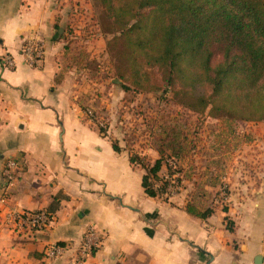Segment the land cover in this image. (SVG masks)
I'll return each instance as SVG.
<instances>
[{
	"label": "crops",
	"instance_id": "obj_1",
	"mask_svg": "<svg viewBox=\"0 0 264 264\" xmlns=\"http://www.w3.org/2000/svg\"><path fill=\"white\" fill-rule=\"evenodd\" d=\"M68 26V7L56 0H0V264H69L91 227L105 240L84 264H264V144L253 142L249 176L238 170L241 180L227 179L225 206L215 202L208 219L187 213L191 190L170 202L149 198L145 171L130 163L113 125L104 134L84 114L82 102L96 107L104 87L68 55ZM31 39L45 42L38 68L21 53ZM7 56L15 68H5ZM11 160L21 171L2 202ZM14 208L48 211L54 224L13 230L3 219ZM57 244L65 255L47 259Z\"/></svg>",
	"mask_w": 264,
	"mask_h": 264
},
{
	"label": "trees",
	"instance_id": "obj_2",
	"mask_svg": "<svg viewBox=\"0 0 264 264\" xmlns=\"http://www.w3.org/2000/svg\"><path fill=\"white\" fill-rule=\"evenodd\" d=\"M99 1L114 20L110 43L116 47L122 41L126 52V70L119 75L125 91L130 90L127 84L158 89L149 69L161 68L164 93L172 88L191 111L264 122V0ZM217 55L220 62L215 65ZM87 103L82 102L83 111ZM113 146L122 152L119 142ZM159 153L162 157L154 165L130 158L133 166L145 170L142 187L154 199H162L168 189L161 176L164 148ZM186 211L201 219L214 214L212 208L201 210L193 202ZM226 222L234 231L229 219Z\"/></svg>",
	"mask_w": 264,
	"mask_h": 264
},
{
	"label": "rangeland",
	"instance_id": "obj_3",
	"mask_svg": "<svg viewBox=\"0 0 264 264\" xmlns=\"http://www.w3.org/2000/svg\"><path fill=\"white\" fill-rule=\"evenodd\" d=\"M87 7L92 10L96 29L82 23L80 34L74 37L67 28L69 37L65 43L69 45L68 55L74 65L89 73L88 81L104 87V92L96 94L102 102L92 109L103 116L110 130L113 125V137L122 140L130 158L138 156L142 164L154 165L162 157L159 150L164 148L161 176L163 182H168V189L161 200L170 202L179 195L185 196V190H191L188 201L197 207L205 210L214 207L215 202L225 206L221 201L226 200L224 197L232 183L235 179L241 180L237 171L247 170L249 176L253 142L258 138L264 144V122L215 117L210 110L191 111L184 104L186 100L176 97L172 88L164 93L161 68L149 69L158 89L146 91L127 84L130 90L125 91L119 79L120 73L126 70L123 42L116 47L110 43L114 20L99 0H91ZM218 62L217 55L215 65ZM172 173L174 177L170 176ZM162 184L157 183V188ZM217 188L220 193H216Z\"/></svg>",
	"mask_w": 264,
	"mask_h": 264
},
{
	"label": "built area",
	"instance_id": "obj_4",
	"mask_svg": "<svg viewBox=\"0 0 264 264\" xmlns=\"http://www.w3.org/2000/svg\"><path fill=\"white\" fill-rule=\"evenodd\" d=\"M60 5L68 7V29L70 33H73L74 37L79 35L80 25L86 23L85 27L90 29H96L94 17L92 16V10L87 7L88 2L91 0H56ZM68 31V33H69ZM45 42L40 39H31L24 42L21 49V53L25 59V63L32 67L38 68L45 58ZM5 68H15V62L12 57L7 56L4 62ZM84 74L89 76L87 70ZM84 114L87 119L95 124L100 130H103L106 134L109 131V126L105 123L103 116H100L99 112H95L92 107H88ZM21 171V164L18 160L8 161L3 177L4 187L2 202H6L10 188L17 181L18 175ZM167 178H169L167 176ZM223 193L221 194V196ZM227 199V193L224 197ZM6 224L11 225L13 230H45L52 227L54 219L47 211L39 212H25L17 209H8L4 216ZM105 240V233L99 231L96 227H91L85 234L83 244L81 246L80 253L76 257L72 258L69 264H84L88 258H91L102 246ZM66 253L65 248L60 245H53L46 249L45 256L49 260H57L62 258Z\"/></svg>",
	"mask_w": 264,
	"mask_h": 264
},
{
	"label": "water",
	"instance_id": "obj_5",
	"mask_svg": "<svg viewBox=\"0 0 264 264\" xmlns=\"http://www.w3.org/2000/svg\"><path fill=\"white\" fill-rule=\"evenodd\" d=\"M59 32H60V34H63L64 31H63V30H60ZM115 82H116V83H120L119 81H115ZM261 260H262L261 257H259V258L256 260L255 264H261Z\"/></svg>",
	"mask_w": 264,
	"mask_h": 264
}]
</instances>
